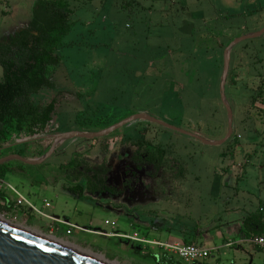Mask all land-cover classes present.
<instances>
[{
  "label": "rangeland",
  "instance_id": "rangeland-1",
  "mask_svg": "<svg viewBox=\"0 0 264 264\" xmlns=\"http://www.w3.org/2000/svg\"><path fill=\"white\" fill-rule=\"evenodd\" d=\"M35 1L0 0V41L28 26ZM64 1L74 11L76 26L58 50L60 64L50 68L55 88L33 96L40 105L56 100L54 124L45 134L17 138L0 150V158L20 154L37 160L51 149L54 140L49 136L61 130L99 132L139 113L208 140L218 141L227 135L228 114L220 95L224 51L236 39L264 28V0ZM226 96L234 114L233 136L222 146H205L153 122L137 120L104 138L64 141L39 166L11 161L12 167L23 169L3 175L6 198L14 200L17 210H12L13 203L0 200V216L32 231L40 232L34 228L38 227L44 232L41 234L48 235L46 212L67 219L62 211H75L72 203L77 201L65 190L86 184L61 169L75 162L81 169L100 172L119 191L112 195L115 201L86 193L88 199L131 215L141 210L130 211L129 206L158 199L171 181L175 182L171 174L186 170V188L202 196L198 199L201 203L193 200L198 207L194 221L199 225L217 222L213 204L222 209V201L208 195L216 172L227 167L228 160L221 154L240 147L244 151L258 149L259 158H264V35L232 48ZM138 151L143 156L163 155V162L142 161ZM237 157L239 162L240 154ZM258 174L257 166L250 164L245 174L238 168L226 178L232 179L233 187L249 191L252 201L242 200L241 206L247 203L249 208L258 209ZM262 175L264 178V169ZM10 187L34 201L37 210L46 215L31 208L26 199L29 204L18 203V195ZM44 200L52 204L51 209H45ZM82 221L87 228H99L88 218ZM58 227L61 233L55 231L56 237L67 228ZM73 232L82 247L100 248L95 244L98 237L71 228L66 234ZM127 244L122 242L126 249ZM249 247L246 245V250L264 264V255Z\"/></svg>",
  "mask_w": 264,
  "mask_h": 264
},
{
  "label": "crops",
  "instance_id": "crops-1",
  "mask_svg": "<svg viewBox=\"0 0 264 264\" xmlns=\"http://www.w3.org/2000/svg\"><path fill=\"white\" fill-rule=\"evenodd\" d=\"M63 132H69V130H61L57 134ZM253 144L258 147V144L255 142ZM251 148L253 147L251 146ZM237 154L241 156L239 162L236 161L238 159V157L236 158ZM259 154L258 149L244 151L240 147L233 148L229 153L225 152L221 154L224 160H228L227 167H221L220 173L216 172L214 182H212V191L208 196L214 199L219 198L222 201V209L219 205L217 207L216 204H213L217 222L214 220V223H211V225H208L209 221L205 225H199L194 221L193 214L198 207L194 205L193 200L196 198L197 202L201 203L198 199H202V196H195L192 189L188 190L186 188L188 173L186 170H183L171 174V178L175 179V182L171 181V185L167 187L169 189H165L166 192L160 194L158 199L153 198L154 201L146 202L141 206L132 205L128 207L130 211L141 210V213L137 215L121 212L119 208L113 205L100 206L92 201V199H88L86 194L83 200H79L70 194L77 201L72 203L75 211H70L69 213L62 211V214L67 219H63L61 215L58 216L54 215V213L50 214L46 212L48 216L59 220V222H55L46 216L48 218V222H44L47 229L46 234L54 236L55 231H59V225L65 226L68 229L65 228L64 233L59 234V237L54 236L55 238L66 244L68 243V245L71 244L70 246L74 245L72 247L76 246L116 264H262L252 252L247 251L245 248L246 245H249V248L253 252H260L264 255L262 248L247 242L253 236H264V234H256L258 226L254 227L253 231L246 229L245 226V220L249 216L254 214H262L264 216V194L262 192L264 190V178L262 175L264 158H259ZM250 164L257 166L259 169V174L256 178V184L258 185L257 199L259 200L258 209L249 208L247 203L241 206L242 200L246 202L248 200L249 202L252 201V198L248 199L247 196L249 191L235 188L232 185V179L227 180L238 168L241 175L245 174L246 168ZM242 177L240 176L238 179ZM2 178L4 177L2 176ZM194 178L200 179L199 176H194ZM6 190L7 188L3 184L0 188V200H6L8 205L9 203H13L12 210H17L15 209L14 200L9 201L6 198ZM172 190L174 192H171ZM65 192L67 191L65 190ZM19 193L24 199L30 201L21 192ZM250 195L253 197V194ZM96 197L115 201L110 194L96 195ZM30 203L32 205L27 203L30 207L33 206L34 209H38L34 201H30ZM216 207L219 209L218 211L215 210ZM51 208L52 204L49 208L45 209ZM57 214H60V211ZM84 218H88L92 222L90 223L91 225L99 226V228H87L82 223ZM69 224L79 228L80 230L78 231L82 230L91 236L98 237V241L95 244L100 248L93 250L87 245L82 247V244L79 242V236L76 233L73 232L71 235L66 234V231L70 229ZM34 228L42 232L38 227ZM113 234L117 236H112ZM131 238L142 239L148 242L142 243ZM123 241L128 243L127 249L122 245ZM154 242L199 244L209 249L211 253L207 259L195 262H183L173 255L166 253L163 249L153 244ZM229 244L231 245L229 246ZM108 255L111 258H108ZM123 258L126 260H123ZM121 259L123 263L120 262Z\"/></svg>",
  "mask_w": 264,
  "mask_h": 264
},
{
  "label": "trees",
  "instance_id": "trees-1",
  "mask_svg": "<svg viewBox=\"0 0 264 264\" xmlns=\"http://www.w3.org/2000/svg\"><path fill=\"white\" fill-rule=\"evenodd\" d=\"M73 16L74 11L67 1L36 0L28 26L9 40L0 41V66L3 69L0 80V150L17 138H33L48 132L56 111V100L40 105L34 102L33 96L43 89L55 88L49 71L61 62L58 50L76 26ZM138 159L158 165L164 157L157 158L152 153L143 156L138 151ZM61 169L70 172L76 181L86 182L85 186L77 184L66 189L79 200H83L86 193H119L107 185V179L100 172L91 168L81 169L72 162ZM8 170L23 172L22 167H12L10 162L0 166L2 176ZM245 226L251 231L258 226L256 234H264V216H249Z\"/></svg>",
  "mask_w": 264,
  "mask_h": 264
},
{
  "label": "water",
  "instance_id": "water-1",
  "mask_svg": "<svg viewBox=\"0 0 264 264\" xmlns=\"http://www.w3.org/2000/svg\"><path fill=\"white\" fill-rule=\"evenodd\" d=\"M263 35H264V28L254 34H248L236 39L224 51V67H223V75L220 84V95H221V101L225 106L228 114V132L227 135L221 140L218 141L208 140L195 133L188 132L179 127L162 122L150 116L149 114L139 113L131 117H128L122 120L121 122H118L117 124H114L113 126L99 132L69 131V132H63L49 136V138L53 139L54 142L51 149L45 156L37 160H32L24 156H21L19 154H10L0 158V166L14 160L20 161L30 166L42 165L53 156L60 143L64 141L72 140V139L92 140V139L104 138L116 132L117 130L121 129L122 127L137 120L153 122L174 132L189 136L201 142L205 146H222L226 144L233 136L234 114L232 107L227 101V96H226V86H227L229 70H230L231 50L233 47L244 41L255 39ZM0 264H104V263L89 256L79 254L72 250L60 247L58 245L45 242L32 235H29L27 233L0 224Z\"/></svg>",
  "mask_w": 264,
  "mask_h": 264
},
{
  "label": "built area",
  "instance_id": "built-area-1",
  "mask_svg": "<svg viewBox=\"0 0 264 264\" xmlns=\"http://www.w3.org/2000/svg\"><path fill=\"white\" fill-rule=\"evenodd\" d=\"M51 124H54V119L51 122ZM51 124H50L49 128L51 127ZM3 184H4V181H3L2 175L0 174V188L3 186ZM9 189H11V190H13V192H15L13 188L10 187ZM16 195H18V200H17L18 203H22V201L26 202V200L22 196H20L17 193H16ZM50 206H51V203L48 201H45L44 207L49 208ZM31 207L33 208V206H31ZM34 210H36V209H34ZM36 211L39 214H41L42 216L46 215V214H44L38 210H36ZM48 218H50L51 220H53L55 222H59V220L54 218V217L48 216ZM69 227L73 230H80L79 228H77L75 226H71L70 224H69ZM69 232H70V229H69ZM112 236H117V235L113 234ZM131 239L135 240V241H140L142 243L148 242L146 240L137 239V238H131ZM247 242L250 244L256 245V246H258L264 250V236L251 237L247 240ZM153 244H155L156 246L163 249L166 253L173 255L174 257H176L177 259H179L183 262H195V261L207 259L211 253V251L209 249L203 247L202 245L193 244V243L180 244V243H176V242H168V243L154 242ZM230 245L231 244H229V246Z\"/></svg>",
  "mask_w": 264,
  "mask_h": 264
},
{
  "label": "bare ground",
  "instance_id": "bare-ground-1",
  "mask_svg": "<svg viewBox=\"0 0 264 264\" xmlns=\"http://www.w3.org/2000/svg\"><path fill=\"white\" fill-rule=\"evenodd\" d=\"M0 224L5 225V226L10 227V228H13V229H16V230H19L21 232L27 233L29 235H32V236H34L36 238H39V239L45 241V242H48V243H51V244H54V245H58L60 247L72 250V251H74L76 253H79V254H83V255L89 256V257L94 258V259H96V260H98V261H100V262H102L104 264H114V263H110V262L106 261L101 256L94 255V254H92L90 252L84 251V250H82L80 248H77V247H72L73 245L70 246V245H68V244H66V243H64V242H62L60 240H57V239H55V238H53V237H51L49 235H44V234H41L40 232L32 231L31 229L29 230V229H27V228H25L23 226L16 225L13 222H11L8 219H6L4 216H0Z\"/></svg>",
  "mask_w": 264,
  "mask_h": 264
},
{
  "label": "flooded vegetation",
  "instance_id": "flooded-vegetation-1",
  "mask_svg": "<svg viewBox=\"0 0 264 264\" xmlns=\"http://www.w3.org/2000/svg\"><path fill=\"white\" fill-rule=\"evenodd\" d=\"M106 178V177H105ZM107 179V178H106ZM107 185L110 186V187H113L112 184L109 182V180H107ZM103 194H110V195H113L112 193H102V194H96V195H103ZM91 195V194H89ZM96 195H91V196H96Z\"/></svg>",
  "mask_w": 264,
  "mask_h": 264
}]
</instances>
